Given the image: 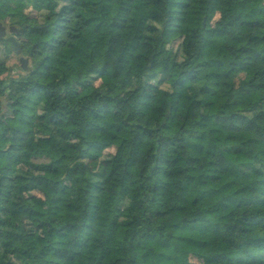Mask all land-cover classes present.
<instances>
[{"label": "trees", "instance_id": "1", "mask_svg": "<svg viewBox=\"0 0 264 264\" xmlns=\"http://www.w3.org/2000/svg\"><path fill=\"white\" fill-rule=\"evenodd\" d=\"M9 17L0 264H264V0H0Z\"/></svg>", "mask_w": 264, "mask_h": 264}, {"label": "rangeland", "instance_id": "2", "mask_svg": "<svg viewBox=\"0 0 264 264\" xmlns=\"http://www.w3.org/2000/svg\"><path fill=\"white\" fill-rule=\"evenodd\" d=\"M31 11H33L32 7H28L26 9V12H28V13H30ZM15 20H16L15 17H9L6 20V22L0 24V37L1 38L5 39L8 36H12V35L16 38V35H15L16 27L13 23ZM10 47H12V46H10ZM22 59H23L25 64H23ZM11 64H14L13 65L14 67L11 68V70L9 72L10 75H17L19 73H22L24 70H26L28 68V65H29L28 59L26 58V56H22V55L20 56V59L17 57L14 58L13 61H11ZM111 151H114L113 148L111 149ZM31 225H34V224L31 223Z\"/></svg>", "mask_w": 264, "mask_h": 264}, {"label": "water", "instance_id": "3", "mask_svg": "<svg viewBox=\"0 0 264 264\" xmlns=\"http://www.w3.org/2000/svg\"><path fill=\"white\" fill-rule=\"evenodd\" d=\"M0 24H1V22H0ZM5 43H6V45L12 46L14 48H18L19 47V43H18V41L16 40V38L13 35L12 36H8L7 38H5ZM22 61H23V59H22ZM23 64H25L24 61H23ZM1 103H2L3 108L6 109L7 106H8V100L5 97H1Z\"/></svg>", "mask_w": 264, "mask_h": 264}, {"label": "built area", "instance_id": "4", "mask_svg": "<svg viewBox=\"0 0 264 264\" xmlns=\"http://www.w3.org/2000/svg\"><path fill=\"white\" fill-rule=\"evenodd\" d=\"M2 103H1V97H0V109H1Z\"/></svg>", "mask_w": 264, "mask_h": 264}]
</instances>
